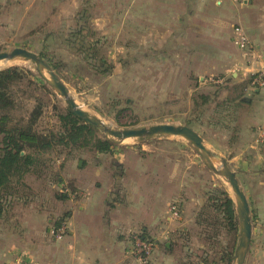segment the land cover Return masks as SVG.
I'll return each instance as SVG.
<instances>
[{"label":"rangeland","instance_id":"1","mask_svg":"<svg viewBox=\"0 0 264 264\" xmlns=\"http://www.w3.org/2000/svg\"><path fill=\"white\" fill-rule=\"evenodd\" d=\"M21 1L11 0L17 6L10 4L0 11L3 13L0 14V53L21 48L42 58L65 84L76 104L109 128L147 129L168 124L187 126L197 132L209 150L227 161L246 196L251 240L244 264H264V142L261 143L264 132L260 133L262 125L255 124L261 107L249 102L255 91L264 89V68L241 69L260 62V57L255 56V45L247 36L250 49L240 50L245 55L237 58L231 37L239 25L228 20L224 30L229 34L223 37L228 38L229 44H197V55L193 58L187 51H195L192 45L143 44V26L108 28V23L95 24L91 22L93 14L84 13L87 20H80L82 27H79L76 20L66 21L59 12L45 14L42 7L31 3L33 0H26L20 8ZM227 1L233 7L256 1L252 10L257 12L259 25L264 26V0ZM12 62L0 71L9 67L27 69L37 76L39 84L45 85L26 86L24 82L14 88L20 108L14 116H25L34 107H40L42 114L36 130L58 132V116L67 109L64 100L36 74L33 65L20 59ZM97 136L105 139L102 133L97 132ZM115 145L109 153H97L89 147L53 149L44 156L45 169L40 174H26L24 186L18 189L19 197L7 199L3 219L12 216L18 220V215L24 213L21 209L32 204L53 213L52 226L65 221L62 212L68 204L75 206L88 193L78 183L81 177H75L87 166L108 171L115 162H120L141 166L146 175L155 168L156 176L149 173L142 188L146 189V200L154 203L153 208L158 206L149 212L148 219L162 216L155 225L143 224L145 232L140 229L142 226L132 232L131 256L135 264L138 263L133 251L141 240L152 241L154 245L152 264H234L238 229L231 239L223 228L213 231L196 223L197 213L214 188L224 189L231 199L232 194L228 184L204 165L194 149L178 137L142 142L128 139ZM108 174V178L101 179V186L108 180L106 185L111 187L112 178ZM84 176L85 183L89 178ZM121 176L129 177L130 173ZM152 182L157 186H152ZM173 202L179 208L177 219L168 213V203ZM207 212L211 219L217 214L213 208ZM46 223L45 220L43 224ZM212 232L218 235L212 238ZM228 239L232 241L230 262L223 256ZM165 244L172 252L165 250Z\"/></svg>","mask_w":264,"mask_h":264},{"label":"crops","instance_id":"2","mask_svg":"<svg viewBox=\"0 0 264 264\" xmlns=\"http://www.w3.org/2000/svg\"><path fill=\"white\" fill-rule=\"evenodd\" d=\"M25 2L26 0H22L19 7L25 5ZM229 2L33 0L31 3L42 7V11L50 16L59 12L66 21L76 20L79 23L87 20L84 13H90L93 14L91 22L108 23V28L129 29L143 26V44L192 45L195 51H187L193 58L197 55V44H229L228 38L223 35L229 34L224 30V26L231 19L244 29L246 36L255 45V56L260 57V62H254L241 69L257 71L260 67L264 68V26L259 25L255 16L257 12L252 10L255 8L252 3L256 1L235 7ZM10 4L17 6L16 2L11 0H0V5L3 6L0 11ZM135 23H139V26ZM81 25L79 23V27H82ZM233 39L234 36L231 37V40ZM237 52L239 59L245 55L238 48ZM248 62L251 63L250 60ZM249 102L261 107L255 124L264 128V89L255 91L252 101L249 98ZM263 128L261 134L264 132ZM99 169L98 166L90 165L77 172L75 177H81L83 180L86 174L89 178L85 183L82 180L78 182L88 193L78 199L75 206L68 204L67 210L62 212L65 221L61 223L67 225L68 232L61 240H55L51 234V230L58 223L52 226L53 213H49V209L45 207L29 204V207L21 209L24 213L18 215V220L12 216L3 219L0 223V264H135L131 256L132 232L140 226V229H143L145 223L155 225L162 216L148 219L149 212H154L158 206L153 208L154 203L146 200V189L142 188L149 173L153 177L157 173L153 168L152 172H146V175L145 171H141V166L121 165L120 162H115L111 170ZM124 172L130 173V176L122 177ZM108 173L112 178L111 187L106 185L108 180L101 186V179L108 178ZM152 186L157 185L154 183ZM169 205L170 203L168 207ZM45 220L46 226L43 224ZM145 230L143 229V232ZM145 235L149 236L146 233ZM163 247L167 252H172L168 244Z\"/></svg>","mask_w":264,"mask_h":264},{"label":"trees","instance_id":"3","mask_svg":"<svg viewBox=\"0 0 264 264\" xmlns=\"http://www.w3.org/2000/svg\"><path fill=\"white\" fill-rule=\"evenodd\" d=\"M24 82L26 86L34 84L45 87L27 69L9 67L0 71V222L4 217L7 199L19 197L18 189L24 186L26 174H40L45 169L47 159L44 156L53 149L89 147L97 153H109L116 146L99 138L96 130L84 124L68 109L58 116L60 130L56 133L36 130L37 120L42 114L40 107H34L27 115L16 118L14 113L20 108L17 107L13 89L19 88ZM213 191L208 193L206 204L197 213L196 223L213 231L223 228L227 237L232 239L238 229L234 202L224 189L214 188ZM208 208L217 212L213 219L206 215ZM212 233V238L218 235V232ZM231 239H228L223 249L224 260L227 262L232 259Z\"/></svg>","mask_w":264,"mask_h":264},{"label":"water","instance_id":"4","mask_svg":"<svg viewBox=\"0 0 264 264\" xmlns=\"http://www.w3.org/2000/svg\"><path fill=\"white\" fill-rule=\"evenodd\" d=\"M14 59H20L33 65L36 74L64 100L72 115L97 132L102 133L106 140L114 144H121L127 139L142 142L161 137H178L185 140L194 149L204 165L215 176L222 178L231 190L238 223V239L233 260L234 264H244L251 240L250 210L246 196L239 186L236 173L229 168L227 161L209 150L197 132L187 126L168 124L151 126L147 129L115 130L109 128L98 117L76 104L65 84L42 58L21 48H15L10 53H0V61ZM243 100L248 101L246 98ZM215 163H219V166H216ZM79 165H81V162Z\"/></svg>","mask_w":264,"mask_h":264},{"label":"built area","instance_id":"5","mask_svg":"<svg viewBox=\"0 0 264 264\" xmlns=\"http://www.w3.org/2000/svg\"><path fill=\"white\" fill-rule=\"evenodd\" d=\"M234 43L236 47L241 50L250 49V43L245 32L240 26L233 29ZM263 82V81H262ZM168 213L172 219H177L179 215V208L176 202H173L168 207ZM68 232L67 225L61 223L51 230V234L55 240H61ZM153 243L149 240L137 241L136 247L134 248L133 255L138 264H152L151 255L153 251Z\"/></svg>","mask_w":264,"mask_h":264},{"label":"bare ground","instance_id":"6","mask_svg":"<svg viewBox=\"0 0 264 264\" xmlns=\"http://www.w3.org/2000/svg\"><path fill=\"white\" fill-rule=\"evenodd\" d=\"M15 60V59H14ZM13 60H1L0 61V68L2 67V66H5V65H7V64H9V62H12ZM19 62V61H18ZM13 63V62H12ZM128 140V139H127Z\"/></svg>","mask_w":264,"mask_h":264}]
</instances>
